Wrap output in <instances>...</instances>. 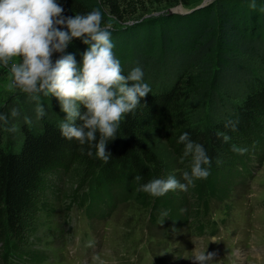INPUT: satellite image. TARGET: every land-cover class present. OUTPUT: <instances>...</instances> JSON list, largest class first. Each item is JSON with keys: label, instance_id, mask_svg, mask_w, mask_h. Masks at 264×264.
I'll list each match as a JSON object with an SVG mask.
<instances>
[{"label": "trees", "instance_id": "1", "mask_svg": "<svg viewBox=\"0 0 264 264\" xmlns=\"http://www.w3.org/2000/svg\"><path fill=\"white\" fill-rule=\"evenodd\" d=\"M98 1L108 6L113 20L124 24L145 4L189 7L193 0L61 3L65 15L99 9L109 25ZM112 39L124 72L142 66L152 91L122 118L116 138L107 145L112 154L107 162L89 156L87 145L61 135L58 125L66 114L55 97L41 95L46 116L39 120L30 96L12 97L2 111L9 114V121L0 123V243L9 246L0 249V264H12V251L17 264L24 262L21 252L28 236L39 234L41 221L50 215L44 214L50 197L56 199L63 192L56 185L63 174L69 177L72 193L74 184L87 185L89 197L116 189L122 201H134L150 213L170 247L179 232L215 233L217 222L209 218L212 198L224 200L221 188L235 183L239 162L263 156L259 152H264V0H257L256 8L248 0H217L190 14L152 15L112 31ZM86 47L75 38L67 51L76 52L79 61V51ZM13 107L19 109L18 117H11ZM12 126L15 131L9 130ZM184 131L207 149L209 176L196 180L187 191L163 196L139 190L140 183L168 174L180 177V170L188 167V158L180 159L183 144L177 142ZM239 147L247 151H236ZM136 175L142 180L135 181ZM24 256L28 264H45L48 255L45 250Z\"/></svg>", "mask_w": 264, "mask_h": 264}, {"label": "clouds", "instance_id": "2", "mask_svg": "<svg viewBox=\"0 0 264 264\" xmlns=\"http://www.w3.org/2000/svg\"><path fill=\"white\" fill-rule=\"evenodd\" d=\"M248 3L251 8L257 6V0ZM64 13L61 0H0V64L9 65L13 57H19L10 71L15 84L36 101V119L46 116L41 95L55 97L66 114L58 125L61 135L87 145L89 156L107 162L112 157L107 145L116 138L122 118L141 105L152 91L151 85L144 80L140 65L124 72L114 52L111 25L104 23L99 9ZM75 38L87 45L79 51V61L76 52L67 51ZM10 114L18 117L20 111L13 107ZM8 121L9 114L0 112V123ZM9 130L15 131V126ZM223 138L229 139L226 134ZM177 142L183 144L180 159L188 158V167L180 170V177L168 174L140 183L139 190L163 196L169 191H187L196 180L209 176L211 157L204 144L192 139L188 131ZM235 150L247 151L243 147ZM134 180L142 177L136 175ZM214 255L208 247L195 248L192 259L213 264Z\"/></svg>", "mask_w": 264, "mask_h": 264}, {"label": "rangeland", "instance_id": "3", "mask_svg": "<svg viewBox=\"0 0 264 264\" xmlns=\"http://www.w3.org/2000/svg\"><path fill=\"white\" fill-rule=\"evenodd\" d=\"M206 1H210L209 4H212L217 0H193L189 7L183 5L175 7L161 3L145 4L140 14L133 16L124 24L113 20L109 14L108 6H105L101 1H98L97 5L107 13L111 31H118L130 25L133 20L139 22L141 18L146 19L152 15L166 14L170 9L194 10ZM19 60V57H13L9 61V65L1 64L5 75L0 76V112L7 107L12 97L19 99V96L21 98L28 96L15 84L10 71V65L18 63ZM253 162L259 164V171H253L250 164L239 162L238 167L242 171H235L236 181L234 184L229 181L221 188L226 195L220 204L222 210L233 217L234 223L229 225L231 230H235L245 220L250 231V239L256 245L261 244L257 247L258 249L243 250L246 252L245 264H264V206L262 205L264 201V159L261 162L253 159ZM61 177L63 180L57 182L56 185H59L58 190L63 189V192L61 195H57L56 199L50 197L52 205L50 204L47 211L44 212L45 216L50 215L46 220L41 221L39 234L28 236L21 252L24 261L21 262L22 264H28L24 256L28 252L39 253L46 250L50 255L51 248L62 255L61 264H154L157 255L155 253L154 258L151 252L155 251L156 243H162L160 228L156 231L154 221L150 220V213L148 215L134 201H122L116 189L108 193L92 192L91 197L85 192L79 199L80 209L75 208L71 213L72 228L67 232V239H63L62 236L60 238L52 237L59 227H64L63 220L66 218L67 212L63 209L69 207L70 201H76L80 192L85 191L87 187L85 185L78 188L77 184H74L72 193V191L70 192L69 177L65 174ZM215 207H218L217 201ZM242 227H245V224ZM153 234L159 238L154 240V244L150 240L153 238ZM211 238L213 243H219V237L211 235ZM172 240L173 245L170 246L172 253L164 255L165 264H198L192 259L195 248L200 251L203 245L209 244L205 237L197 238L191 232L186 231L185 235L182 232L174 234ZM186 240L189 241L188 247H184ZM239 245L240 247L242 245L240 240L236 243V246ZM8 246H5V243H0V249L8 250ZM208 251L216 252L212 248H208ZM225 253L230 262L232 258L230 253L228 251ZM14 254L16 255V252ZM186 258L189 260H184ZM251 258L256 259L253 262Z\"/></svg>", "mask_w": 264, "mask_h": 264}, {"label": "water", "instance_id": "4", "mask_svg": "<svg viewBox=\"0 0 264 264\" xmlns=\"http://www.w3.org/2000/svg\"><path fill=\"white\" fill-rule=\"evenodd\" d=\"M209 3H210V1H209V2L206 1L204 4H202L201 6H198V7H197L196 9H194V10L204 8L205 6H208ZM194 10L183 11V10H180V9H170V10L168 11V13H169V14H182V15H184V14H190V13L194 12Z\"/></svg>", "mask_w": 264, "mask_h": 264}]
</instances>
